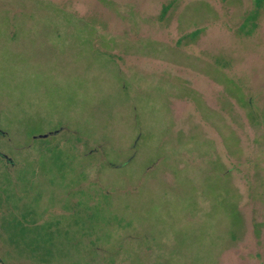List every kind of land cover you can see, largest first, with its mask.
I'll return each instance as SVG.
<instances>
[{"label":"rangeland","instance_id":"374dc122","mask_svg":"<svg viewBox=\"0 0 264 264\" xmlns=\"http://www.w3.org/2000/svg\"><path fill=\"white\" fill-rule=\"evenodd\" d=\"M0 264H264V0H0Z\"/></svg>","mask_w":264,"mask_h":264},{"label":"water","instance_id":"95a60500","mask_svg":"<svg viewBox=\"0 0 264 264\" xmlns=\"http://www.w3.org/2000/svg\"><path fill=\"white\" fill-rule=\"evenodd\" d=\"M0 156H2L6 161H8V162H10L11 161V159L7 156V155H5V154H3V153H1L0 152Z\"/></svg>","mask_w":264,"mask_h":264}]
</instances>
